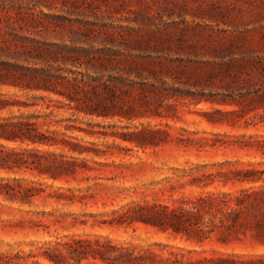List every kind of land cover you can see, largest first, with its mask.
<instances>
[{"label":"rangeland","instance_id":"1","mask_svg":"<svg viewBox=\"0 0 264 264\" xmlns=\"http://www.w3.org/2000/svg\"><path fill=\"white\" fill-rule=\"evenodd\" d=\"M18 121L56 144L0 137L28 159L0 183L31 188L0 194V264H54L49 246L77 239L264 253L250 234L197 242L122 213L264 185V0H0V124ZM36 151L70 170L54 179ZM240 170L262 179L220 180Z\"/></svg>","mask_w":264,"mask_h":264},{"label":"trees","instance_id":"2","mask_svg":"<svg viewBox=\"0 0 264 264\" xmlns=\"http://www.w3.org/2000/svg\"><path fill=\"white\" fill-rule=\"evenodd\" d=\"M27 126L28 123L22 121L0 124V137L11 141L28 139L32 143L56 144L54 140L44 139L39 134L31 133ZM34 155L43 157L49 162L43 172H47L54 179L60 178L71 168V162L57 159L53 153L45 156L36 151ZM27 160L22 152L0 146V166L28 164ZM251 172L250 170L235 171L242 176L225 174L220 180L224 184L227 182L253 184L262 179L261 176L251 175ZM30 190L31 188L27 187L20 191L7 182L0 183V194L12 196L21 202L24 193ZM122 213L128 219V223L141 221L161 231L170 230L197 242L208 239L211 233L219 228L222 229L224 241L230 237H238L239 234L245 236L250 234L252 238L264 244V185H250L234 192L207 193L187 201L184 206L170 207L155 203L147 206L136 205ZM74 244L55 242V245L49 246L45 251V256L54 264H80L81 258L89 257L100 259L107 264H264V253L191 257L184 252L174 250L168 251L165 255L154 252L136 254L133 249L114 244L110 240L77 239L74 240ZM16 259L20 257L16 256Z\"/></svg>","mask_w":264,"mask_h":264}]
</instances>
